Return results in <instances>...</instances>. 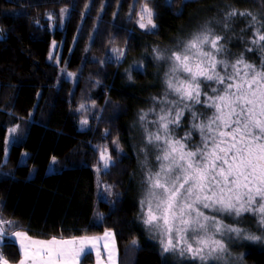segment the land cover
Returning <instances> with one entry per match:
<instances>
[{
	"label": "trees",
	"instance_id": "16d2710c",
	"mask_svg": "<svg viewBox=\"0 0 264 264\" xmlns=\"http://www.w3.org/2000/svg\"><path fill=\"white\" fill-rule=\"evenodd\" d=\"M259 1L186 0L182 4L173 2L170 7L167 0H156L154 32L140 29L135 23L128 25L132 33L117 72L102 71L99 76L104 77V84L96 93L101 90L113 104L102 118L105 121L102 126L105 124L113 131L124 150L120 160L104 173L106 181L119 194L113 206L99 197L93 130L80 129L74 93L58 86L59 68L49 60L53 41L61 43L67 32L77 31L82 18V12L75 6L77 0H0V30L4 34L0 38V165H3L0 171L6 167L3 153L10 127H26L22 146L29 153L26 164L10 165L12 180L0 202L3 216L23 225L16 230L28 231L29 235L42 233L41 239L61 234L65 238L96 236L110 229L115 233L119 264H169L137 218L144 174L141 162L144 142L138 117L141 109L147 111L153 106L151 97L162 93L166 70L165 65L153 60L152 47L174 46L202 22L212 21L219 14L223 19V14L233 7L257 15ZM122 4L126 7L125 2ZM61 8L71 9L70 15L64 29H53ZM49 13L56 17L54 21L47 18ZM236 18L229 22L230 26L239 24L235 38L221 26L211 25L217 33L231 37L227 44L230 60L250 46L240 39L251 36L250 29L241 32L248 18ZM244 55L248 62L259 66L260 56L256 51ZM141 62L142 71L136 67ZM95 78L93 74L92 79ZM195 110L212 114L199 105ZM148 118L153 117L150 114ZM189 123L190 116L185 112L180 127L175 129L176 138L184 136ZM199 139V134L193 131V142L199 143ZM68 147L71 149L60 160V164L66 161L64 167L57 166L54 172L44 176L29 177L33 168L47 165L53 156L59 158ZM148 160L155 169L156 162ZM245 217L254 223L252 215ZM253 223L248 229L258 232ZM133 240L137 243L133 244ZM236 242L233 246L245 249L246 264H264V243L243 241L239 242L243 244L240 246ZM0 252L12 264L20 258L17 247L8 241ZM95 257L87 255L81 264H94Z\"/></svg>",
	"mask_w": 264,
	"mask_h": 264
},
{
	"label": "snow or ice",
	"instance_id": "6c2138e0",
	"mask_svg": "<svg viewBox=\"0 0 264 264\" xmlns=\"http://www.w3.org/2000/svg\"><path fill=\"white\" fill-rule=\"evenodd\" d=\"M168 3L171 7L173 0ZM133 4L138 10L130 8L129 16L136 17L139 28L154 32L155 12L148 0H133ZM68 12L67 8L59 10L61 24ZM238 16L249 18L241 32L251 29V36L240 39L250 45L244 52L259 54V66L248 62L244 52L228 59L231 37L217 33L211 27L212 21H206L174 46L152 47L153 60L166 67L164 87L160 95L151 97L153 106L147 111L141 109L138 117L145 159L137 218L158 241L161 254L198 264H239L243 257L233 255L231 242L264 243V20L250 10L233 7L223 14L225 33L230 29L229 22ZM47 18L56 19L51 13ZM110 51L116 54L117 62L124 54L123 49L115 47ZM49 59H54L51 53ZM136 67L142 71V62ZM61 72L69 78L75 76L64 69ZM197 105L212 114L196 111ZM84 108L81 103L77 111ZM185 112L190 116L189 130L176 138L175 129L180 127ZM150 114L152 119L148 118ZM80 123L87 125L88 121ZM18 127L7 129L8 134L15 133ZM104 131L107 135L108 130ZM193 131L199 134V143L193 142ZM112 144L117 152L122 151L118 137ZM95 148L98 164L105 170L115 164L107 146ZM149 150L154 153L155 170L149 166ZM3 154L7 155V147ZM56 159L51 158L53 163ZM104 192L106 197L111 196V186ZM245 213L255 218L259 235L240 226ZM224 216L233 223H226L221 218ZM22 228L18 221L6 219L0 212V248L5 241L16 246L20 254L16 264H80L93 250L99 259L100 240L108 250L107 259H114L115 233L110 229L105 230L103 237L65 238L61 234L41 239L42 233L29 235L28 231L16 230ZM0 264H11L2 252Z\"/></svg>",
	"mask_w": 264,
	"mask_h": 264
},
{
	"label": "rangeland",
	"instance_id": "374dc122",
	"mask_svg": "<svg viewBox=\"0 0 264 264\" xmlns=\"http://www.w3.org/2000/svg\"><path fill=\"white\" fill-rule=\"evenodd\" d=\"M168 1V0H167ZM179 1L181 4L186 0H173V2ZM126 3V7L122 4ZM144 0H141L143 3ZM149 6L154 10H156V0H148ZM259 6H257L258 13L257 18L260 20H264V0L259 1ZM88 5L87 9L85 5ZM103 5V9L101 10V6ZM76 8H78L82 12V18L78 25L77 31H69L66 33L64 40L61 43L56 42V47L51 50V55L54 59H49L59 68V77H58V86H65L64 88L71 90L70 93H74V102L77 105V109H79V105L81 103L85 104V108L76 112L79 115V120H87V125H81L80 129L82 131H86L92 128L94 133V143L93 150H96L95 146H107L109 151L111 152L113 158L115 159V163L120 160V157L124 154V150L120 144L122 149L121 152H117L115 146L112 144V140L116 139V135L113 136V131L109 130V128L105 127L104 119L109 109L113 108V104L106 97L105 93L101 94V90L98 92L99 86L104 84V77L99 76V74L104 71L105 73L115 74L117 72L119 62L122 60L129 44L131 30L128 28V25L131 23H135L136 17L129 16L130 8L133 11H137L138 8L134 6L133 0H77ZM262 10H260V9ZM71 9H69L68 14L64 17L62 24L60 22V18L56 20L53 25V29L59 28L64 29L67 19L70 15ZM115 13V16L113 15ZM256 15V14H254ZM155 18V17H153ZM239 16L236 18L238 19ZM249 19V18H248ZM155 20V19H154ZM209 21V20H207ZM219 21V23H217ZM223 19L219 15L214 16L211 25L221 26L223 29ZM205 22H202L204 24ZM237 23V22H236ZM247 22L243 26H247ZM201 24V25H202ZM230 24V23H229ZM199 27V26H198ZM216 30L215 27L211 26ZM240 30L239 24L230 26L228 30V34L230 36L237 33L238 29ZM141 29V28H140ZM242 29V28H241ZM246 29V27H245ZM145 30V29H143ZM249 30V29H247ZM251 31V29H250ZM246 32V31H245ZM4 36L3 32H0V38ZM110 40H114V43H109ZM125 42H127L125 44ZM119 48L124 50V54L120 57L119 61L115 60L116 54L110 51L111 48ZM74 62V64H73ZM66 70V73H75V76L69 78L66 74H63L61 70ZM93 74L96 76L95 79H92ZM70 96V94H69ZM93 102H95V106H93ZM102 122H104L102 126ZM14 128V127H10ZM9 128V129H10ZM22 129V130H21ZM21 129L18 127L17 131L11 135H6V147H7V155H5L6 167L0 171V202L4 199L7 194V190L9 187V183L12 180L10 165H18V164H26L29 153L23 149L22 141L25 135L26 127L22 125ZM105 129L108 130V134L105 135ZM110 131V132H109ZM71 147H68L62 155L56 159V162L53 163L52 160L45 166L33 168L30 172V178H36L39 176H44L54 172L57 169V166L64 167V163L60 164V160L64 158L66 152L70 150ZM23 153H27V156L22 155ZM154 153H149L148 159L154 160ZM96 162L95 170L98 176V185H99V197L109 201L113 206L117 203V198L119 196L118 192L111 188V196L106 197L104 189L110 185L109 182L106 181L104 177V173L108 171L113 165L105 170L102 164H98L99 161V153L96 151ZM145 157L141 161L143 163ZM152 161V162H153ZM151 162V161H150ZM156 166V163L154 164ZM97 167H99V171H97ZM6 168V169H5ZM155 170V169H154ZM1 206V204H0ZM244 214L242 217V225L241 227H250L253 223L251 219L246 218ZM225 220L226 223H233V220L227 216L221 217ZM251 221V222H250ZM252 226H256V222L254 221ZM113 232V231H112ZM259 235V232H254ZM100 236V235H96ZM155 243L159 246L157 240L153 239ZM243 242L237 241L236 243ZM111 243V241H109ZM256 243V242H255ZM240 246H243L242 243H239ZM160 248V246H159ZM230 248L234 256H242L243 259L239 264H246L245 262V249L244 247L233 246V242L230 243ZM241 249H244L242 251ZM108 250L102 248L100 252V257L97 259L95 257L94 264H119V250L116 243L115 238V254L113 261H109L107 259ZM166 261L169 264H198L195 261L189 260H181L171 254H162ZM96 256V255H95ZM210 264H215V262H210Z\"/></svg>",
	"mask_w": 264,
	"mask_h": 264
},
{
	"label": "crops",
	"instance_id": "0c3cea01",
	"mask_svg": "<svg viewBox=\"0 0 264 264\" xmlns=\"http://www.w3.org/2000/svg\"><path fill=\"white\" fill-rule=\"evenodd\" d=\"M100 237H103V234L100 235ZM103 243H104L103 240L98 241V246L100 247V252H101V250H102V248H103ZM92 254L95 255V250H93ZM82 260H83V258L81 259L80 264H81ZM11 264H12V263H11ZM14 264H15V263H14Z\"/></svg>",
	"mask_w": 264,
	"mask_h": 264
}]
</instances>
